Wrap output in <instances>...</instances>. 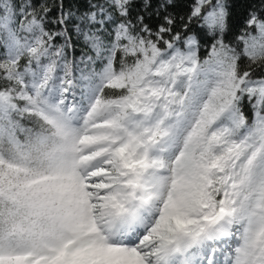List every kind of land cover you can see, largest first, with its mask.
<instances>
[{
	"label": "snow or ice",
	"instance_id": "1",
	"mask_svg": "<svg viewBox=\"0 0 264 264\" xmlns=\"http://www.w3.org/2000/svg\"><path fill=\"white\" fill-rule=\"evenodd\" d=\"M0 264H264V0H0Z\"/></svg>",
	"mask_w": 264,
	"mask_h": 264
}]
</instances>
